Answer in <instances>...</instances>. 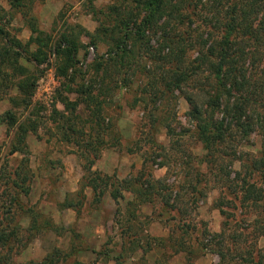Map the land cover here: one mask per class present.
<instances>
[{"label":"rangeland","instance_id":"rangeland-1","mask_svg":"<svg viewBox=\"0 0 264 264\" xmlns=\"http://www.w3.org/2000/svg\"><path fill=\"white\" fill-rule=\"evenodd\" d=\"M145 1L22 0L24 6L12 8L10 0H0V50L12 37L29 43L15 48L17 58L0 61V232L18 234L4 247L0 243V264L42 261L57 248L56 264H196L203 256L212 264H251L256 256L264 264V176L254 168L264 156L261 131L232 137L222 145L230 146L223 155L216 150L210 156L187 100L189 93L203 100L196 86L210 89L209 74L197 72L183 92L156 97L160 62L150 52L159 53L163 31L145 29L147 50L137 40L150 11ZM163 1L165 11L194 15V22L176 20L168 29L193 67L199 38L208 37L200 19L212 9L207 0ZM220 8L227 5L222 1ZM31 23L43 33L33 34ZM63 33L80 46L65 75L54 54ZM126 34L129 52L121 58L111 45ZM242 46L246 66L260 75L261 50L250 41ZM41 47L45 62L31 54ZM26 78L37 82L30 98L18 87ZM64 97L78 99L77 108H66ZM260 102L264 111V95ZM7 111L17 116L13 127L5 121ZM23 126L35 129L20 142L22 152L12 154ZM16 170L28 196L13 184ZM245 179L257 187L249 200L243 198ZM221 245L225 261L212 252Z\"/></svg>","mask_w":264,"mask_h":264},{"label":"trees","instance_id":"trees-1","mask_svg":"<svg viewBox=\"0 0 264 264\" xmlns=\"http://www.w3.org/2000/svg\"><path fill=\"white\" fill-rule=\"evenodd\" d=\"M222 1L224 5H227V10H223ZM207 0V5L212 11H205L202 16L203 26L208 27V37L204 35L200 36L199 46L198 43V56L195 60L193 67L188 66L186 61L187 50L179 44V41L174 39L176 35L172 36L169 28H172L173 21H183L189 19L190 22H194V15L187 13L190 17H187L183 11H165L163 0H146L145 5L150 11H147L146 16L143 19V24L139 26L138 39L142 45L146 48L149 47V42L146 39L145 29H161L163 31L161 42L159 41L158 54L150 52L152 56H155L159 60L158 65L161 72L160 84L161 87L157 88L155 95L157 98L162 96L165 97L168 92L174 90H180L183 92L185 86H190L196 78L197 72H207L211 78L208 79L210 89H207V84L199 83L196 88L201 90L200 95L203 94V100L200 102L195 98L192 93L188 95L187 100L193 106L192 118L196 121V127L198 130V138L201 140L204 148L208 151L210 156H213L214 152L219 151L222 155L224 148L228 149L230 146L222 147V145H228L229 141L234 137L242 138L246 137L256 127L261 131L262 145L264 148V111L257 107L260 104V99L264 95V0H244L239 4L236 0ZM11 7L24 6L21 1L10 0ZM240 6V7H239ZM96 12V11H94ZM164 18L167 20L164 21ZM173 18V19H172ZM33 34H42L43 32L38 28L34 27V23H31ZM144 28V30L142 29ZM102 29L99 28L98 31ZM4 30L0 28V34L3 35ZM106 35V33L104 34ZM110 37L114 38L113 35ZM11 38V37H10ZM42 38L33 37L31 41L41 44ZM250 41L256 45V50H261L263 56V65L259 74L251 72L246 66V53L243 41ZM30 41V42H31ZM115 43V44H114ZM111 46L115 54L118 57L125 58L129 47V35L123 39H117ZM54 54L57 57H61L64 66L60 67L62 74H67L69 68L74 64L77 58V53L80 50V46L71 35L63 33L58 42L55 43ZM29 43L24 44L16 38L12 37L0 50L1 63L4 64L10 61L11 56L20 55L15 48H27ZM40 47V46H39ZM254 50V53L257 52ZM252 52V51H251ZM33 60L39 62H45L47 55L43 52L42 47L36 51H32ZM46 55V57H42ZM16 57V56H15ZM17 58V57H16ZM162 63V64H161ZM122 66L126 64L123 62ZM103 65L98 63L97 70L101 72ZM201 70V71H198ZM22 72L26 73L27 70L22 66ZM257 77H256V76ZM105 74H101V78L105 79ZM194 76V77H193ZM193 77V78H192ZM36 79L29 82V78L19 83L20 92L28 94V98L33 95L36 87ZM32 85V87H31ZM73 90V89H69ZM77 91L82 92V89ZM193 92V91H192ZM90 101H96L91 93H88ZM27 103V99H25ZM63 105L66 108L76 109L79 100L71 101L69 97L62 98ZM263 102V100H262ZM256 104V105H255ZM70 106V107H69ZM5 121L9 126L13 127L17 124L18 119L13 111H7L5 114ZM35 128L24 127L22 128V135L19 138V144L25 142L26 133ZM234 133L238 136H233ZM19 147L12 150V154L15 152H22ZM233 152L236 150L231 149ZM263 161V162H262ZM254 165L255 170H260V174L264 176V156L263 160ZM237 177H240V171H234ZM15 177L13 178V184L17 186L26 196L30 194V188L23 189L22 183L16 181V176L20 173L16 170ZM97 179L95 178V181ZM247 185V193L244 196V200L250 199L252 193L257 189L254 183H251L245 179L243 181ZM16 187V188H17ZM114 197H117V193H113ZM242 202V199H241ZM30 209L28 212H31ZM224 212V211H223ZM34 226L37 225V221L34 219ZM31 229H33L31 227ZM223 231L215 233L211 239L218 240L222 237ZM210 242L208 234L204 235ZM204 237V239H205ZM18 234L16 231L0 232V243L2 247L7 245L9 242L17 240ZM209 243L205 244L206 249ZM180 251H177L178 253ZM220 257V261L227 259V253L223 251L222 245L217 249L213 250ZM1 253V252H0ZM61 250L55 249L53 252L46 255L42 261L30 260L25 263H18L6 260V264H56L61 258ZM1 258V257H0ZM251 264H261L258 257H254ZM74 264H84L83 262L76 260ZM116 264H120L116 262Z\"/></svg>","mask_w":264,"mask_h":264},{"label":"crops","instance_id":"crops-1","mask_svg":"<svg viewBox=\"0 0 264 264\" xmlns=\"http://www.w3.org/2000/svg\"><path fill=\"white\" fill-rule=\"evenodd\" d=\"M201 259V260H200ZM199 260H197L196 264H212L214 260L210 259L208 256L202 257Z\"/></svg>","mask_w":264,"mask_h":264},{"label":"built area","instance_id":"built-area-1","mask_svg":"<svg viewBox=\"0 0 264 264\" xmlns=\"http://www.w3.org/2000/svg\"><path fill=\"white\" fill-rule=\"evenodd\" d=\"M45 90H46V91H50V92H52V91L50 90L49 86H48ZM39 91H40V89H39ZM39 98H40V100H41L42 102H44L43 99H42L41 97H39Z\"/></svg>","mask_w":264,"mask_h":264}]
</instances>
